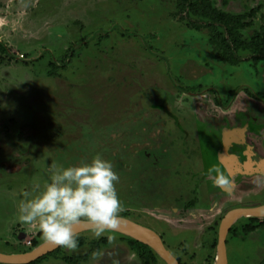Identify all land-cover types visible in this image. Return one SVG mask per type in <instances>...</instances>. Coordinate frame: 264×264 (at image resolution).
Segmentation results:
<instances>
[{
    "label": "rangeland",
    "instance_id": "rangeland-1",
    "mask_svg": "<svg viewBox=\"0 0 264 264\" xmlns=\"http://www.w3.org/2000/svg\"><path fill=\"white\" fill-rule=\"evenodd\" d=\"M209 3L246 16L245 41L263 24L264 0ZM184 17L181 0H0V254L29 255L47 241L19 220L24 193L42 192L49 168L96 156L119 176L121 219L155 232L180 264H217L223 218L264 205V101L230 94L264 93V63H226L211 32ZM232 132L242 136L228 152ZM215 136L229 189L207 175L203 147L212 152ZM260 219L232 225L228 264H264ZM249 226L257 229L246 234ZM77 236L76 249L61 246L38 264H145L123 234Z\"/></svg>",
    "mask_w": 264,
    "mask_h": 264
},
{
    "label": "clouds",
    "instance_id": "clouds-1",
    "mask_svg": "<svg viewBox=\"0 0 264 264\" xmlns=\"http://www.w3.org/2000/svg\"><path fill=\"white\" fill-rule=\"evenodd\" d=\"M49 172L44 190L36 196L25 192V199L17 205L21 223L38 228L43 239L73 250L78 246L73 227L82 220L94 226L96 237L117 228L123 207L115 188L119 176L110 161L96 156L80 166L49 168ZM207 175L218 188L232 186L231 178L216 165Z\"/></svg>",
    "mask_w": 264,
    "mask_h": 264
},
{
    "label": "trees",
    "instance_id": "trees-1",
    "mask_svg": "<svg viewBox=\"0 0 264 264\" xmlns=\"http://www.w3.org/2000/svg\"><path fill=\"white\" fill-rule=\"evenodd\" d=\"M181 8L182 12L185 14L184 19L191 20V23L196 27L204 26L211 32L209 42L210 44H219L222 46V48L224 49L223 60L226 63L235 65L244 62H250L253 65L264 63V16L263 24L260 30L257 31L249 41H245L241 38L239 30L250 26V23L244 21L246 16H233L216 10L211 6L209 0H181ZM256 11L257 10L252 11L249 16L254 15ZM192 17H194V19ZM0 50L6 53L5 48L1 44ZM245 52H248V54L246 56H243L241 53ZM52 66L54 67V69L57 68V65L55 64H52ZM212 92L216 94V91L214 89L212 90ZM240 92L246 93L251 98L264 101V93L255 94L253 91H251V89L247 87L237 88L231 91L230 94L234 98ZM169 115L172 118L176 119L172 114ZM203 151L205 155V167L208 170L213 165H216L217 161L208 144L203 147ZM251 220L255 222L260 221V223H262L260 218H251ZM256 229L257 228L253 226H249L244 230L246 234H249ZM128 240V244L131 249L137 253L138 257L145 264H148L149 262L147 256L148 254L158 257L157 253L148 245L143 244L130 237L128 238ZM39 246L40 245L35 242L33 245V249L38 248ZM42 258L30 264H38V262Z\"/></svg>",
    "mask_w": 264,
    "mask_h": 264
},
{
    "label": "water",
    "instance_id": "water-1",
    "mask_svg": "<svg viewBox=\"0 0 264 264\" xmlns=\"http://www.w3.org/2000/svg\"><path fill=\"white\" fill-rule=\"evenodd\" d=\"M212 152L214 156L220 160L221 162L223 160L222 157H220L219 152L217 151V148H215L213 145H211ZM225 163V162H224ZM234 215H239L240 217H250V218H262L264 217V205L254 207V208H238L231 210L230 212L227 213V215L223 218L221 221L220 227H219V234H218V250H219V258H218V263L219 264H228V256H227V237L229 234V231L231 229V219L233 218ZM123 220V219H122ZM127 221V220H126ZM129 222V221H128ZM131 223V222H130ZM133 224V223H131ZM87 225L90 226L91 229H93V225L87 221H81L80 223L74 225L73 230L76 234L80 233L79 229L83 226ZM135 225V224H133ZM136 227L145 230V232L151 236L155 241H158L160 244L159 247V252L163 254L162 259L167 263V264H180L178 260L169 252L160 237L153 232L152 230H149L147 228L141 227L139 225H135ZM88 230V229H87ZM85 231V230H84ZM61 246L52 244L46 248H43L36 254H29V255H3L0 254V264H30L33 263L40 258L47 256L48 254L54 252ZM151 248V247H150ZM152 249V248H151ZM153 250V249H152ZM154 251L157 253V251L154 249ZM159 256V254L157 253ZM160 257V256H159ZM161 258V257H160Z\"/></svg>",
    "mask_w": 264,
    "mask_h": 264
},
{
    "label": "bare ground",
    "instance_id": "bare-ground-1",
    "mask_svg": "<svg viewBox=\"0 0 264 264\" xmlns=\"http://www.w3.org/2000/svg\"><path fill=\"white\" fill-rule=\"evenodd\" d=\"M234 134L235 135L237 134L236 138H238L239 133L235 132ZM226 138H227V140H230L229 139L230 137L227 136ZM237 219H239V215H234L233 218L231 219L230 225L232 226L233 224H235ZM86 229H91V227L87 226V225H83L79 229V232H81L83 230H86ZM110 231L123 234V235L128 236V237H130V238H132L134 240H137V241H139V242H141L143 244H146L149 247H151L153 250L155 249L161 258L163 257V254H161L159 252V247H160L159 242L155 241L151 236H149L145 232V230L136 227L135 225L131 224L130 222H128L126 220L120 219V222H119L117 228L111 229ZM52 244H54V243H52L50 241H46L45 243L40 245L38 248H35L32 254H36L37 252H39L43 248H46V247H48V246H50ZM31 255H29V256H31ZM217 264H219V263H217Z\"/></svg>",
    "mask_w": 264,
    "mask_h": 264
},
{
    "label": "crops",
    "instance_id": "crops-1",
    "mask_svg": "<svg viewBox=\"0 0 264 264\" xmlns=\"http://www.w3.org/2000/svg\"><path fill=\"white\" fill-rule=\"evenodd\" d=\"M237 106V99H236V102L233 104V107H236ZM233 125H235V124H231L230 125V127H227L226 129H227V131H231V130H233ZM252 127H254V126H251V128ZM256 127V126H255ZM257 129V128H256ZM234 130H240V129H234ZM242 131H244L243 132V145H245V144H247L248 143V131H247V129H241ZM257 131V130H256ZM232 133H234V132H232ZM238 133V132H237ZM241 134V133H240ZM228 137H230L229 139L230 140H227V138H226V143H227V146H228V152H229V150H230V148H231V150H232V147H234V145L236 146L239 142V139L238 138H236V136H237V134L235 135V134H230V135H227ZM241 136H242V134H241ZM216 137V136H215ZM238 137H240V135L238 136ZM217 142V143H216ZM220 141H219V137H216L215 138V143H216V146H214V147H217V145H221V143H219ZM251 146V150L253 151V155H252V157H254L255 156V151H254V149H255V147L251 144L250 145ZM217 151H218V149H217ZM251 157V158H252ZM262 162H264V159H263V161ZM226 163V162H225ZM261 171V170H263V169H258L257 171ZM259 173V172H258Z\"/></svg>",
    "mask_w": 264,
    "mask_h": 264
},
{
    "label": "flooded vegetation",
    "instance_id": "flooded-vegetation-1",
    "mask_svg": "<svg viewBox=\"0 0 264 264\" xmlns=\"http://www.w3.org/2000/svg\"><path fill=\"white\" fill-rule=\"evenodd\" d=\"M239 133V135H240V132H238ZM213 146H215L214 144H212ZM234 147H235V145H234ZM234 147H233V149H234ZM216 148V147H215Z\"/></svg>",
    "mask_w": 264,
    "mask_h": 264
}]
</instances>
